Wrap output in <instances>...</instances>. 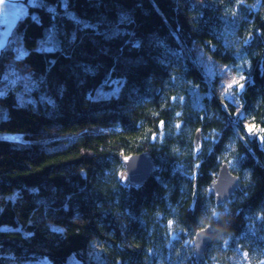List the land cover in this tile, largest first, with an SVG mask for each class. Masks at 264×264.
<instances>
[{
    "label": "trees",
    "instance_id": "16d2710c",
    "mask_svg": "<svg viewBox=\"0 0 264 264\" xmlns=\"http://www.w3.org/2000/svg\"><path fill=\"white\" fill-rule=\"evenodd\" d=\"M39 2L12 31L25 55L0 52V264H264V0ZM195 45L237 70L239 104ZM224 162L239 187L217 204Z\"/></svg>",
    "mask_w": 264,
    "mask_h": 264
},
{
    "label": "water",
    "instance_id": "95a60500",
    "mask_svg": "<svg viewBox=\"0 0 264 264\" xmlns=\"http://www.w3.org/2000/svg\"><path fill=\"white\" fill-rule=\"evenodd\" d=\"M201 133L195 136V145H198ZM126 174L129 180L135 184H142L152 175L155 162L146 153L132 154L124 160ZM239 187V177L234 174L229 163L224 162L218 172V176L212 183V193L217 204H222L229 200ZM214 236V229L211 226L200 229L193 239L194 254L197 259L206 252Z\"/></svg>",
    "mask_w": 264,
    "mask_h": 264
},
{
    "label": "rangeland",
    "instance_id": "374dc122",
    "mask_svg": "<svg viewBox=\"0 0 264 264\" xmlns=\"http://www.w3.org/2000/svg\"><path fill=\"white\" fill-rule=\"evenodd\" d=\"M39 0H36V2H33L28 4L29 5H34V4H39ZM27 6V8H28ZM51 8V7H50ZM53 9V7H52ZM66 15L67 11H64L63 13H61L60 15ZM13 31V30H12ZM12 37V34L10 36V38ZM13 46V47H11ZM11 47L13 49V51L15 52V57L16 58H20L23 57L26 53L25 48L23 47L22 43L17 42V39L14 38V36L12 37V39L9 40V43L6 45L5 48H9ZM43 47V43L40 42L38 44V48H42ZM195 54L197 55L198 58V62L203 70V72H205L206 74H208L209 76H213V75H218V91L221 95V97L224 100H230L232 102H235L237 104H239L238 102V98H237V94L239 91H241V88L237 85V84H232L231 88H228L227 86L229 84L232 83V81L238 77V72L237 70H235L231 65H228L226 63L220 62L216 59H214L209 53L204 52L199 46L195 45ZM6 77V76H4ZM19 74H15L13 77L10 76V80L9 85L10 87H13L15 84H17V81L19 80ZM6 79V78H4ZM8 79V78H7ZM237 87V90L234 89V87ZM19 93L21 94V92L19 91ZM97 94H100V91H97ZM3 136L0 135V137ZM8 137H12L10 135H6ZM14 138V137H12ZM234 261L237 264H249L247 263V260H245V256L243 254H237L235 256H233ZM69 262L71 264H80V261H78L76 258L71 257ZM32 264H50L49 259L47 258H43L40 260H37L36 262H33Z\"/></svg>",
    "mask_w": 264,
    "mask_h": 264
},
{
    "label": "crops",
    "instance_id": "0c3cea01",
    "mask_svg": "<svg viewBox=\"0 0 264 264\" xmlns=\"http://www.w3.org/2000/svg\"><path fill=\"white\" fill-rule=\"evenodd\" d=\"M36 0H0V52L9 43L12 30L20 16L26 13L28 4Z\"/></svg>",
    "mask_w": 264,
    "mask_h": 264
},
{
    "label": "snow or ice",
    "instance_id": "6c2138e0",
    "mask_svg": "<svg viewBox=\"0 0 264 264\" xmlns=\"http://www.w3.org/2000/svg\"><path fill=\"white\" fill-rule=\"evenodd\" d=\"M3 3H4V0H3ZM48 50H49V51H52L53 48L50 47ZM241 79H244V78L241 77ZM232 84H237L241 89L244 87L243 84H241L238 80H235V79H234V80L232 81V83L229 84L227 87H228V88H231V87H232ZM177 115H179V114H177ZM262 131H264V129H262ZM248 132H249V133H252V132H253V129H252V128H249V129H248Z\"/></svg>",
    "mask_w": 264,
    "mask_h": 264
}]
</instances>
